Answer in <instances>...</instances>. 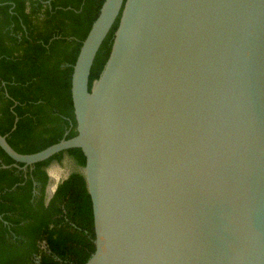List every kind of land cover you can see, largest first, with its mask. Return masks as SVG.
Instances as JSON below:
<instances>
[{
	"label": "water",
	"instance_id": "1",
	"mask_svg": "<svg viewBox=\"0 0 264 264\" xmlns=\"http://www.w3.org/2000/svg\"><path fill=\"white\" fill-rule=\"evenodd\" d=\"M72 98L76 137L20 154L0 134V147L22 169L83 151L86 264H264V0H105Z\"/></svg>",
	"mask_w": 264,
	"mask_h": 264
},
{
	"label": "trees",
	"instance_id": "2",
	"mask_svg": "<svg viewBox=\"0 0 264 264\" xmlns=\"http://www.w3.org/2000/svg\"><path fill=\"white\" fill-rule=\"evenodd\" d=\"M104 2L0 0V134L20 154L77 136L73 67ZM119 20L96 55L90 89L109 59ZM65 155L86 166L75 148L25 171L1 169L24 165L0 147V264H86L95 253L93 203L83 173L72 172L47 199L48 169Z\"/></svg>",
	"mask_w": 264,
	"mask_h": 264
},
{
	"label": "rangeland",
	"instance_id": "3",
	"mask_svg": "<svg viewBox=\"0 0 264 264\" xmlns=\"http://www.w3.org/2000/svg\"><path fill=\"white\" fill-rule=\"evenodd\" d=\"M82 172V168L78 167L68 155L65 156L64 161L60 164L54 163L49 169L48 173L51 176L52 185L58 181V183L67 177L71 172ZM50 189L48 190V195Z\"/></svg>",
	"mask_w": 264,
	"mask_h": 264
},
{
	"label": "flooded vegetation",
	"instance_id": "4",
	"mask_svg": "<svg viewBox=\"0 0 264 264\" xmlns=\"http://www.w3.org/2000/svg\"><path fill=\"white\" fill-rule=\"evenodd\" d=\"M65 156H66V155H65ZM64 158H65V157H64ZM63 161H64V159H63ZM63 161H62V162H63ZM62 162H61V163H62ZM53 164H54V163H53ZM53 164H52V165H53ZM58 164H60V163H58ZM27 168H28V167H27ZM27 168H26V169H27ZM21 169H22V167L19 168V170H21ZM26 169H22V170L25 171ZM71 173H72V172H71ZM71 173H70V174H71ZM81 173H82V172H81ZM48 174H49V173H48ZM70 174H69V175H70ZM69 175H68V176H69ZM68 176H67V177H68ZM67 177H65L63 180H65ZM63 180H61V181H63ZM61 181H60V182H61ZM49 182H50V175H49ZM60 182H59V183H60ZM58 185H59V184H58ZM57 187H58V186H57ZM47 198H48V196H47Z\"/></svg>",
	"mask_w": 264,
	"mask_h": 264
}]
</instances>
